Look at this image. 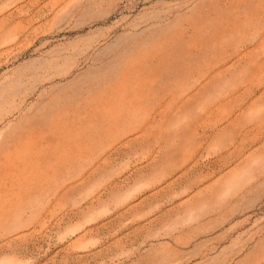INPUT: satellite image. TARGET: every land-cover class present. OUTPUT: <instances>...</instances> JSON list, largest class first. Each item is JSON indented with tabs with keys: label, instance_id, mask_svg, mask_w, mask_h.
Masks as SVG:
<instances>
[{
	"label": "rangeland",
	"instance_id": "374dc122",
	"mask_svg": "<svg viewBox=\"0 0 264 264\" xmlns=\"http://www.w3.org/2000/svg\"><path fill=\"white\" fill-rule=\"evenodd\" d=\"M0 264H264V0H0Z\"/></svg>",
	"mask_w": 264,
	"mask_h": 264
}]
</instances>
